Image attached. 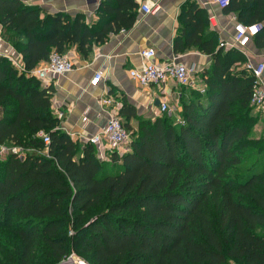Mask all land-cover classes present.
<instances>
[{
  "label": "trees",
  "instance_id": "trees-1",
  "mask_svg": "<svg viewBox=\"0 0 264 264\" xmlns=\"http://www.w3.org/2000/svg\"><path fill=\"white\" fill-rule=\"evenodd\" d=\"M138 8V0H101L89 23L82 13L42 15L0 0L2 37L25 67L0 55V144L26 154L0 159V231L8 233L0 264H61L71 252L88 264H264V135L250 137L254 79L242 51L224 48L214 33L204 39L205 8L188 3L174 44L176 53L195 45L212 56L205 95L193 90L182 101L185 124L167 113L145 119L122 104L131 131L125 153L101 159L93 144L64 131L53 84L31 72L71 46L88 56L132 28ZM224 10L262 23L253 41L264 49V0H231Z\"/></svg>",
  "mask_w": 264,
  "mask_h": 264
},
{
  "label": "crops",
  "instance_id": "crops-1",
  "mask_svg": "<svg viewBox=\"0 0 264 264\" xmlns=\"http://www.w3.org/2000/svg\"><path fill=\"white\" fill-rule=\"evenodd\" d=\"M19 1L28 6L39 7L42 15L82 13L89 23L98 20V8L101 3V0ZM138 2V17L132 28L110 34L105 42L95 44L88 56H82L76 46L69 47L66 53L74 60L75 69L52 82L55 88L52 96L53 113L57 117L60 110L65 113L61 120L62 129L82 143H87L84 137L94 135L105 126L112 110L120 109L124 103L132 105L137 115L145 119L159 116L157 111L159 97L162 95L161 88L154 85L142 87L130 76L131 69L141 66L140 53L146 48H155L158 61L171 59L177 54L187 65H195L198 69L197 75L204 91L199 92L172 80L166 85L165 93L176 112L181 115L182 101L192 100L190 91L204 92L205 95L204 71L211 66L212 56L195 45L179 53L174 49L175 41L181 35L183 27L180 15L188 3H197L209 13L210 23L202 34L204 39L214 33L219 36L218 42L230 40L234 25L238 22L236 13L226 12L214 0H138ZM146 2L158 9L152 14H144L141 5ZM249 49L254 55L264 56V49L258 48L254 41L250 43ZM0 55L23 61L22 55L2 37L1 24ZM44 63L41 62L37 67ZM98 70L104 72V78L97 85H92V79ZM106 98H111L114 103L105 105L103 100ZM119 115L125 121L120 112ZM85 117L87 120H84ZM131 123L135 126L136 118H132Z\"/></svg>",
  "mask_w": 264,
  "mask_h": 264
},
{
  "label": "built area",
  "instance_id": "built-area-1",
  "mask_svg": "<svg viewBox=\"0 0 264 264\" xmlns=\"http://www.w3.org/2000/svg\"><path fill=\"white\" fill-rule=\"evenodd\" d=\"M231 0H214L220 8H226L230 5ZM158 7H152L150 4L143 3L141 10L144 14L154 13ZM262 23L245 24L236 22L234 32L230 40H222L221 46L226 49L237 48L246 56V62L242 65L253 76V91L251 96V105L258 110H264V56L254 55L249 45L253 42L254 37L262 30ZM142 64L139 68L130 70V76L136 80L142 87L151 85L161 88L162 95L159 97L158 115L172 114L173 108L170 105L169 99L165 93L166 85L170 80L179 83L180 85L190 87L195 90H201L198 69L195 65H187L182 61L180 55L175 54L171 59L158 61L156 50L153 47L146 48L141 51ZM12 63L21 71L25 70L23 62L15 57H9ZM75 69V62L67 53L53 52L47 62L42 66L32 70L43 84L49 86L52 82L63 75ZM102 70L96 71L92 85H97L104 78ZM105 105L113 104L111 98L103 100ZM118 109V108H117ZM113 109L105 126L92 136L84 137L87 143L93 144L97 148L98 157L101 159L108 158L112 151L124 153L129 150L131 141V131L123 124V120L119 115V109ZM64 112L58 113V118L63 119ZM87 120V117L84 118ZM178 123L185 124V120L178 116ZM45 143L50 142L47 134L41 132ZM109 150V152H108ZM25 156L23 148L16 145L0 144V159H5L9 155ZM73 234V233H70ZM87 264L81 260L75 252L71 254L61 264ZM235 264V263H233Z\"/></svg>",
  "mask_w": 264,
  "mask_h": 264
},
{
  "label": "rangeland",
  "instance_id": "rangeland-1",
  "mask_svg": "<svg viewBox=\"0 0 264 264\" xmlns=\"http://www.w3.org/2000/svg\"><path fill=\"white\" fill-rule=\"evenodd\" d=\"M201 94H204V92H202ZM190 95H192V96L194 95L193 91H190ZM170 105L173 108V111L174 112L172 114H169V115H171L173 118L175 117V119L177 121L178 120V116H180V114L178 112H176V110L172 106V103H170ZM253 108H254L253 114L257 117V122H256V124L254 125V127L252 129V132L250 134V137L253 138V139H256V138H259V137H261V136L264 135V110H258L255 107H253ZM96 211H98V210H94V212H96ZM4 234H7V235H4ZM6 236H8V233L6 231H0V237H2L3 239H6V238H8ZM11 241L13 242V238L11 239ZM14 247H15V245L12 243L11 248H14ZM0 253H3V252H0ZM76 255L81 260H84L88 264V262L84 258H82L81 256H79L77 253H76ZM68 264H73V263H68Z\"/></svg>",
  "mask_w": 264,
  "mask_h": 264
}]
</instances>
